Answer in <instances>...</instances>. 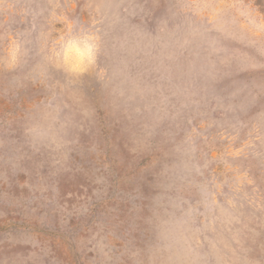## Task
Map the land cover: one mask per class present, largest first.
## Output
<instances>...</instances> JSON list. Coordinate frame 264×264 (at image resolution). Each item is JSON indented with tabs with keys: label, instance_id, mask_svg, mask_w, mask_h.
Masks as SVG:
<instances>
[{
	"label": "rangeland",
	"instance_id": "obj_1",
	"mask_svg": "<svg viewBox=\"0 0 264 264\" xmlns=\"http://www.w3.org/2000/svg\"><path fill=\"white\" fill-rule=\"evenodd\" d=\"M0 264H264V0H0Z\"/></svg>",
	"mask_w": 264,
	"mask_h": 264
},
{
	"label": "clouds",
	"instance_id": "obj_2",
	"mask_svg": "<svg viewBox=\"0 0 264 264\" xmlns=\"http://www.w3.org/2000/svg\"><path fill=\"white\" fill-rule=\"evenodd\" d=\"M81 55H87V50H85L84 52L80 53Z\"/></svg>",
	"mask_w": 264,
	"mask_h": 264
}]
</instances>
